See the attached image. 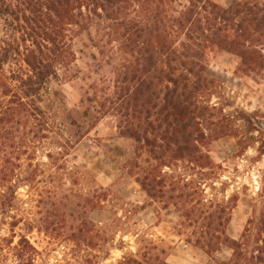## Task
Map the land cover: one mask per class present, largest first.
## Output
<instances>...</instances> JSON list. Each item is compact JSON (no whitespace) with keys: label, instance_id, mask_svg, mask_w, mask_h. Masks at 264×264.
I'll list each match as a JSON object with an SVG mask.
<instances>
[{"label":"trees","instance_id":"obj_1","mask_svg":"<svg viewBox=\"0 0 264 264\" xmlns=\"http://www.w3.org/2000/svg\"><path fill=\"white\" fill-rule=\"evenodd\" d=\"M0 17L10 31L0 46V212L12 220L13 234L30 223L12 215L20 188L43 191L44 140L56 139L60 154L69 155L110 115L122 137L149 154L154 165L137 182L152 200L177 208L179 236L187 244L210 257L230 248L232 259L223 264H264V215L249 221L240 240L232 239L227 227L238 197L207 200L201 184L162 169L213 168L201 131L213 110L202 101L213 85L208 56L226 52L239 59L240 73L263 72L264 0H239L228 9L212 0H0ZM79 40L96 51L85 72L76 65ZM73 80L87 88L69 109L52 82ZM54 98L61 116L53 113ZM91 203L96 210L102 202ZM84 230L99 235L86 220ZM14 239L0 237V251L8 247L19 264H36L38 250L27 235L16 246ZM169 254L151 245L142 259L120 264H169Z\"/></svg>","mask_w":264,"mask_h":264},{"label":"rangeland","instance_id":"obj_2","mask_svg":"<svg viewBox=\"0 0 264 264\" xmlns=\"http://www.w3.org/2000/svg\"><path fill=\"white\" fill-rule=\"evenodd\" d=\"M212 1L228 9L239 0ZM9 36L0 17V46ZM74 51L78 52L77 68L87 71L96 51L86 49L80 40ZM239 62L226 52L208 56V77L213 85L202 101L213 110L201 131L206 136L202 150L213 168L162 167L169 175L201 184L207 200L238 197L227 227V234L236 240L242 238L250 220L258 222L264 215V130L259 126L264 122V71L245 75L238 71ZM52 84L69 109L80 104L87 88L83 80ZM54 103L53 113L61 116V101L54 98ZM39 106L46 110L44 103ZM54 125L61 127V122ZM118 127L115 117L106 116L69 155L60 154L56 139L44 140L43 191L20 188L17 211L12 212L30 223L24 221L13 234L12 220L0 212V237L11 241L16 236V246L20 235H27L38 250L36 264H120L131 256L142 259L151 245L170 252L169 264L229 263L230 248L210 257L179 236L182 228L177 208L166 205L167 199L152 200L137 182L153 164L148 163L149 154L134 139L122 137ZM222 132L229 135L217 139ZM94 200L102 202L96 210L91 207ZM84 220L96 226L98 236L92 230L79 232ZM5 249L0 251V264H19L15 252Z\"/></svg>","mask_w":264,"mask_h":264},{"label":"water","instance_id":"obj_3","mask_svg":"<svg viewBox=\"0 0 264 264\" xmlns=\"http://www.w3.org/2000/svg\"><path fill=\"white\" fill-rule=\"evenodd\" d=\"M259 126H260V128H261L262 130H264V122L259 123Z\"/></svg>","mask_w":264,"mask_h":264}]
</instances>
